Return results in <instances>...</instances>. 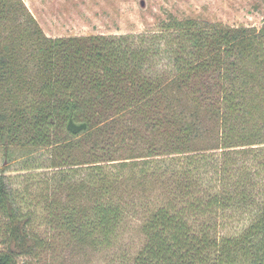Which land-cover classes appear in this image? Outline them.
<instances>
[{
	"label": "trees",
	"instance_id": "obj_1",
	"mask_svg": "<svg viewBox=\"0 0 264 264\" xmlns=\"http://www.w3.org/2000/svg\"><path fill=\"white\" fill-rule=\"evenodd\" d=\"M0 147L9 161L44 153L23 168H47L38 200L53 231L34 229L28 181L12 187L5 166L0 264L40 261L57 239L113 248L131 206L146 212L131 264H264V25L170 17L53 37L23 0H0ZM135 185L154 197L127 201ZM235 213L247 224L221 235Z\"/></svg>",
	"mask_w": 264,
	"mask_h": 264
},
{
	"label": "rangeland",
	"instance_id": "obj_2",
	"mask_svg": "<svg viewBox=\"0 0 264 264\" xmlns=\"http://www.w3.org/2000/svg\"><path fill=\"white\" fill-rule=\"evenodd\" d=\"M28 10L48 36H72L89 34H126L156 30L162 21L170 17H194L230 26L256 27L264 25V0H23ZM87 151V152H86ZM5 150L0 147V171L7 167L9 185L16 187L28 181L26 198L31 201L28 212L35 218L33 227L40 234H50L45 210L39 195L46 191L45 182L39 178L48 176L47 168L37 174H27L23 164L27 161L39 167L48 163L44 153L14 150L13 160H5ZM87 146L75 149L72 154L83 162L89 157ZM117 157L131 155L129 148L121 150ZM41 161H43L41 163ZM23 168V169H22ZM35 176V177H31ZM31 177V178H29ZM30 185V186H29ZM38 187V188H37ZM151 185L136 186L126 193L127 201L152 198ZM63 197V196H62ZM44 200V199H43ZM128 217L120 229L119 240L113 248L99 252L58 239L53 249L43 253L40 261L31 264H131L133 255L143 243L141 226L146 212L140 207H129ZM233 215V214H229ZM220 234L232 235L246 224V216L235 213L233 217L220 218ZM51 230V231H50ZM53 232V231H52ZM25 258H20L23 264Z\"/></svg>",
	"mask_w": 264,
	"mask_h": 264
}]
</instances>
